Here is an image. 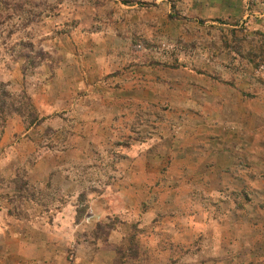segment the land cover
<instances>
[{
	"label": "rangeland",
	"instance_id": "1",
	"mask_svg": "<svg viewBox=\"0 0 264 264\" xmlns=\"http://www.w3.org/2000/svg\"><path fill=\"white\" fill-rule=\"evenodd\" d=\"M0 264H264V0H0Z\"/></svg>",
	"mask_w": 264,
	"mask_h": 264
}]
</instances>
